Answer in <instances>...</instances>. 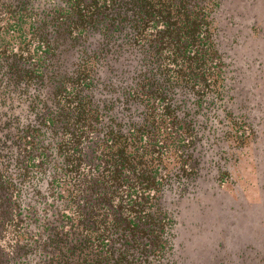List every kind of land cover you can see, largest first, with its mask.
<instances>
[{"label": "trees", "instance_id": "1", "mask_svg": "<svg viewBox=\"0 0 264 264\" xmlns=\"http://www.w3.org/2000/svg\"><path fill=\"white\" fill-rule=\"evenodd\" d=\"M217 4L0 0V264H168L163 192L197 168L186 102L223 77Z\"/></svg>", "mask_w": 264, "mask_h": 264}, {"label": "rangeland", "instance_id": "2", "mask_svg": "<svg viewBox=\"0 0 264 264\" xmlns=\"http://www.w3.org/2000/svg\"><path fill=\"white\" fill-rule=\"evenodd\" d=\"M212 31L223 77L201 107L194 98L186 102L198 133L197 168L164 189L174 219L166 258L168 264H264V0H218ZM137 59L122 65L130 69L124 77ZM40 178L23 184L22 201H35L32 187Z\"/></svg>", "mask_w": 264, "mask_h": 264}]
</instances>
